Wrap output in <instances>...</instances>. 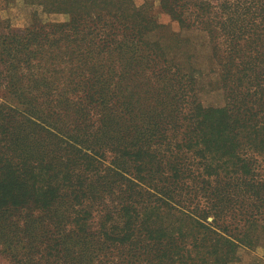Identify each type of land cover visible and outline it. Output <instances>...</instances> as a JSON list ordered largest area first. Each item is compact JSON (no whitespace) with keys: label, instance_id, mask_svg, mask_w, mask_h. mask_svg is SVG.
<instances>
[{"label":"trees","instance_id":"obj_1","mask_svg":"<svg viewBox=\"0 0 264 264\" xmlns=\"http://www.w3.org/2000/svg\"><path fill=\"white\" fill-rule=\"evenodd\" d=\"M22 1L23 30L0 16V255L230 264L264 246V0H159L207 33L220 107L190 38L132 0Z\"/></svg>","mask_w":264,"mask_h":264},{"label":"rangeland","instance_id":"obj_2","mask_svg":"<svg viewBox=\"0 0 264 264\" xmlns=\"http://www.w3.org/2000/svg\"><path fill=\"white\" fill-rule=\"evenodd\" d=\"M138 7L148 9L158 25L156 33L158 35H170L172 33H181L182 36L190 38L191 43L199 54V67L203 75L199 80V98L205 106L220 107L225 103V93L220 87L218 72L212 71L209 54V37L205 31L200 29L181 30L176 21H173L161 8L159 0H132ZM0 8V16L10 21L11 28L19 31L23 30L31 22L35 13V8L26 4L22 0H16L6 8ZM44 20L62 21L66 19L64 14H43L39 13ZM239 260L230 264H264V246L258 247H240L238 250ZM0 264H10L2 255H0Z\"/></svg>","mask_w":264,"mask_h":264}]
</instances>
